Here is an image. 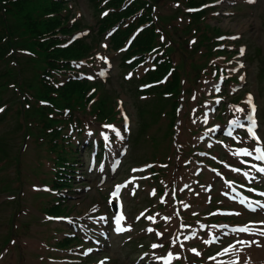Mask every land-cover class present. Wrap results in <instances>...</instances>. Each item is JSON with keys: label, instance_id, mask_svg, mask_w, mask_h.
I'll list each match as a JSON object with an SVG mask.
<instances>
[{"label": "rangeland", "instance_id": "obj_1", "mask_svg": "<svg viewBox=\"0 0 264 264\" xmlns=\"http://www.w3.org/2000/svg\"><path fill=\"white\" fill-rule=\"evenodd\" d=\"M62 1L72 37L61 40H80L82 53L71 57L72 72L54 78L84 81V93L64 100L55 92L41 97L38 39L26 33L23 16L7 14L6 6L2 13L0 5V30L13 33L5 30L9 38L0 42V75L8 74L0 90L6 142L0 147V264H160L167 255L173 259L166 264H264V212L249 207L264 202V180L237 181L232 171L251 175L256 163L246 156L256 159L255 150L264 148V0H142L157 28L152 50L164 44L179 70L180 92L171 95L162 93V78L147 84L155 85L152 91L141 82L154 54L131 56V34L119 50L109 39L114 27L99 32L103 17L118 18L104 0ZM48 7L50 0H33L36 30L45 31L54 16ZM131 57L145 60L132 70ZM253 105L258 143L245 122ZM64 115L73 117L62 125L72 137L66 156L77 166L59 192L53 187L59 153L48 150L40 121L57 124ZM234 122L245 126L241 138ZM225 130L239 142L218 138ZM215 172L241 187L244 202L228 194ZM118 186L123 192L116 196ZM53 206L59 212H50ZM222 226L229 227L221 233ZM224 247L234 251L218 262Z\"/></svg>", "mask_w": 264, "mask_h": 264}, {"label": "trees", "instance_id": "obj_2", "mask_svg": "<svg viewBox=\"0 0 264 264\" xmlns=\"http://www.w3.org/2000/svg\"><path fill=\"white\" fill-rule=\"evenodd\" d=\"M125 1L126 0H106V3H108L109 7H113L117 9ZM32 2L33 0H0V5L2 9L6 6L8 11L7 14L15 13L18 16H23L26 33H28V35L34 36L35 39H38V42H35V44L38 45L37 49L40 52L38 59L43 61L42 63L44 64V68L38 71V78H39L38 86H40V90L42 92L41 94L42 96L41 95L40 96L46 99L48 97H51L52 92H55V95L63 97L64 100V99H71V97L77 92L84 93L83 83L81 82L70 79L67 82H65L63 85H57V84L54 85L46 80L47 77L49 79L52 78L53 75H51V73H53L54 71L56 73H61V72L66 73L71 71V63H70L71 57H78L79 54L82 53V47L77 45L78 43L76 44L75 47L79 46V49L72 46H67V47L61 46L63 42L61 40V37L58 36V34L62 33V35L65 36L69 33L67 26L63 24L61 21L62 17H60L61 9L64 8L65 3L62 0H50V7H48L45 12L54 16H52L49 20H47L48 23L46 30L39 31L35 29L36 23L34 22V19L37 18H35L32 15V13L29 11ZM139 2L140 3L138 4L137 1H135L130 6H128L129 10H131L130 14L128 12L120 13L117 16L118 17L117 19H113L110 22L107 21L109 19L107 18L103 21L105 26L102 25L101 27V31H104L110 28L111 26H113L114 23L119 22L122 19V17H128L129 15L139 16L137 14L138 11L144 9V11L141 13L142 16L138 19V23L136 25H133L130 28H126L123 30H118L112 40L115 47L119 48L124 44L127 37L138 26L145 23H149V25L139 33L138 38H136V40L130 47L129 53L131 54V56L132 55L145 56L146 53L151 52L154 45V33H156V29H157L155 27V22L153 17H151V12L147 8L148 3L141 1ZM188 2L192 4L191 0H189ZM39 20L41 21V19ZM5 28L7 31V26H5ZM5 28L2 27L0 30V42H3L5 40V37L1 35L4 32ZM147 31L153 34L152 38L147 34ZM7 33L9 35L12 34L11 31H8ZM25 38H23V40H26ZM145 39L148 40V43L145 42ZM3 51H4V46L1 48L0 55ZM156 58L158 60L156 65V70L149 71L144 77V81L151 83L154 80L163 78L166 74L170 72V75L166 79L165 84L163 85V87H161L163 89L162 93H168V94L179 93L181 78H180L179 70L173 66L172 60L170 59V55L167 53H163L159 56L157 55ZM139 62L140 60L136 61L134 64L131 65V67L136 66ZM4 76L5 75H0V90L1 88H4L7 85L6 81L4 80ZM88 100H90V98H88ZM65 104L70 105L69 102H66ZM69 118H71V116L64 115L63 116L64 122H66ZM40 122H41V127L44 130L43 133L46 134L48 138L47 141L48 150L53 154L59 153L57 160L60 162V169H58V171H56L55 173L53 186L55 188H63L64 187L63 182L66 181L65 177L67 176L66 175L67 172L73 171L72 168L76 163V160H71L66 156L67 145L71 144V140H70L71 138L69 135L63 133L62 124L60 123L53 124L49 120H42V119ZM3 143L4 142H1L0 140V147L2 146L1 144ZM68 161H70L71 163L68 164L67 163ZM68 166L69 168H63ZM49 211L59 212V208L58 206H53Z\"/></svg>", "mask_w": 264, "mask_h": 264}, {"label": "snow or ice", "instance_id": "obj_3", "mask_svg": "<svg viewBox=\"0 0 264 264\" xmlns=\"http://www.w3.org/2000/svg\"><path fill=\"white\" fill-rule=\"evenodd\" d=\"M105 60V62H107V58H102ZM105 73L101 72L100 75H104ZM92 77H89V79H91ZM252 101V97L249 96L248 97V103L251 104ZM0 111H3V109H0ZM238 111H243L242 109H238ZM254 113H255V106L253 105L252 110H251V114L247 116L248 121L250 122V127L248 128V132L249 134L252 136L253 139H258L257 137V133L254 131L255 126H256V121L254 119ZM125 119L127 120V117H125ZM234 127H243V125L240 122H234ZM227 135L231 136V132H228ZM259 151V150H257ZM245 155H251V153L247 152L245 150L244 152ZM258 160H264V153H261L260 155L255 157ZM135 171V170H134ZM232 171H239V169H232ZM259 171L264 172V169H259ZM245 175H247L245 173ZM129 183H131V181H129ZM117 191H119V187L117 188ZM133 195H135V191L132 192ZM261 195H264V193H261ZM163 202V201H162ZM261 208H264V204H260L259 205ZM250 207V206H249ZM252 211H255L256 209H251ZM236 215H239V213H235ZM124 217L121 216L120 220H123ZM149 220H152L153 222H155L153 217H148ZM117 223H119V221H117ZM118 232L119 231H126V230H130V229H124V228H120L118 227L116 229ZM238 231L244 232V231H248L249 229L247 228H241V229H237ZM148 231H152V229H148ZM261 235H264V232L261 233ZM158 247L157 245H153V248ZM178 258V257H177Z\"/></svg>", "mask_w": 264, "mask_h": 264}, {"label": "bare ground", "instance_id": "obj_4", "mask_svg": "<svg viewBox=\"0 0 264 264\" xmlns=\"http://www.w3.org/2000/svg\"><path fill=\"white\" fill-rule=\"evenodd\" d=\"M242 29H243V30H245V28H244V27H242Z\"/></svg>", "mask_w": 264, "mask_h": 264}]
</instances>
